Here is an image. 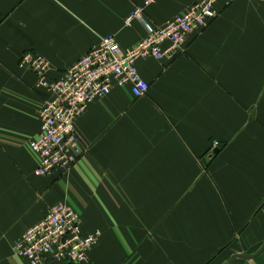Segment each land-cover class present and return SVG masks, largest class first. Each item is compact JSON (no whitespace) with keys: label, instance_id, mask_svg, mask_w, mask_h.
Listing matches in <instances>:
<instances>
[{"label":"crops","instance_id":"obj_1","mask_svg":"<svg viewBox=\"0 0 264 264\" xmlns=\"http://www.w3.org/2000/svg\"><path fill=\"white\" fill-rule=\"evenodd\" d=\"M143 2L0 0V264H27L14 244L57 203L100 232L79 264H229L264 244V0L220 1L174 58L138 60L145 96L114 87L92 101L75 121L82 157L34 175L51 95L21 56H44L54 80L106 35L129 48L145 36L127 21ZM192 2L143 13L160 25ZM231 264H264V251Z\"/></svg>","mask_w":264,"mask_h":264},{"label":"built area","instance_id":"obj_2","mask_svg":"<svg viewBox=\"0 0 264 264\" xmlns=\"http://www.w3.org/2000/svg\"><path fill=\"white\" fill-rule=\"evenodd\" d=\"M220 1L229 0H193L183 12L155 25L143 13L155 0H144L127 19L144 26L141 40L122 48L115 35H106L54 80L47 76L49 63L44 56L32 51L23 53L20 66L34 73L37 86L51 95L39 108V131L30 143V151L37 159L34 175L66 174L84 153L75 121L86 107L114 87H128L135 98L144 97L149 84L140 75L136 62L174 58L191 35L200 33L217 17L216 5ZM99 235V231H83L79 214L65 203H57L21 235L14 244V253L27 264L84 263Z\"/></svg>","mask_w":264,"mask_h":264},{"label":"water","instance_id":"obj_3","mask_svg":"<svg viewBox=\"0 0 264 264\" xmlns=\"http://www.w3.org/2000/svg\"><path fill=\"white\" fill-rule=\"evenodd\" d=\"M218 150L215 149L213 151V153H217ZM264 251V244L260 247V249L258 251H256L254 254H251V255H234L233 257H231V259L229 260V264L232 263V261L236 258H243V259H251V258H254V257H257L258 255H260L262 252Z\"/></svg>","mask_w":264,"mask_h":264}]
</instances>
